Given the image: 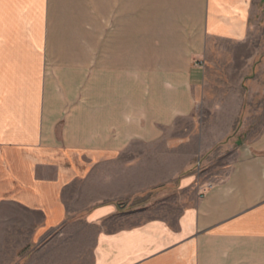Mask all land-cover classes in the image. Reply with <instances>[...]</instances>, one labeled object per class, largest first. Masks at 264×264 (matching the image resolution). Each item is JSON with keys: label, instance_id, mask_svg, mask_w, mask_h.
Here are the masks:
<instances>
[{"label": "crops", "instance_id": "crops-1", "mask_svg": "<svg viewBox=\"0 0 264 264\" xmlns=\"http://www.w3.org/2000/svg\"><path fill=\"white\" fill-rule=\"evenodd\" d=\"M254 7L142 0L141 45L116 29L103 74L100 39L69 47L93 61L49 58L48 0H0V264H264V122L205 86Z\"/></svg>", "mask_w": 264, "mask_h": 264}, {"label": "rangeland", "instance_id": "rangeland-1", "mask_svg": "<svg viewBox=\"0 0 264 264\" xmlns=\"http://www.w3.org/2000/svg\"><path fill=\"white\" fill-rule=\"evenodd\" d=\"M254 2L252 33L246 48L229 47L228 50L231 51L216 54L219 67L209 69L207 77L210 83L205 84L208 91L223 92L234 89L245 93L246 99L243 104L245 115L241 119L243 127H246V130L251 133L257 132L264 122V0H254ZM48 10L53 19L50 42L54 49L52 52L50 51V59L78 61L82 55L83 59L93 61L99 53L94 51L79 52L76 48L69 47L72 45L76 47L78 43H93L94 39L96 41L100 39L102 70L105 74L108 71L111 35L114 34L115 39L116 29L119 34L127 26L133 29L131 32L133 43L137 46L141 45L142 0H128V3L126 0H48ZM93 15H95V20ZM126 16L128 24H126ZM78 20H81V25L78 24ZM97 26H101V35H97L99 32H96L95 36L93 35V28L96 27L97 29ZM49 58L46 57L45 74L56 77L67 70L77 69V64L69 66V64L59 62H53L54 64L49 67ZM231 60L234 62H229ZM259 65H262L260 74L257 72ZM255 80L257 83H254ZM74 104L76 105V103ZM70 106L74 105L71 104ZM205 119V115L198 117L199 122L202 123H205ZM190 123L188 118H181L176 121V124L182 128ZM186 133L183 131L175 133V135L179 136ZM142 199V196L133 197L123 204L121 210L142 207L143 204L147 203L145 199Z\"/></svg>", "mask_w": 264, "mask_h": 264}]
</instances>
